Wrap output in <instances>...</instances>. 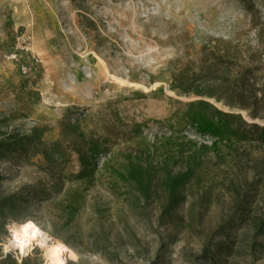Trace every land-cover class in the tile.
<instances>
[{
	"label": "rangeland",
	"instance_id": "374dc122",
	"mask_svg": "<svg viewBox=\"0 0 264 264\" xmlns=\"http://www.w3.org/2000/svg\"><path fill=\"white\" fill-rule=\"evenodd\" d=\"M254 11L264 16V0H0V110L11 114L3 128L47 126L44 138L54 140L63 121L79 120L107 147L87 188L105 206L112 238L107 251L89 250V241L70 245L79 257L70 264H264V237L252 225L264 211V140L203 151L172 214L163 212L162 190L145 197L104 167L108 158L107 166H121L147 146L160 161L177 156L181 146L190 152L211 143L183 121L186 101L197 95L171 89L172 72L199 58L212 36L239 39L242 48L249 42L264 57V26L251 23ZM44 164L42 154L0 156V196L71 184L54 183ZM65 166L80 168L77 153ZM174 168L186 163L180 159ZM111 188H130V200ZM49 216L54 209L32 197L15 216L0 219V252L19 255L9 229L29 217L44 228ZM90 220L87 211L79 217L83 229ZM220 243L228 250L218 253ZM206 246L214 253L204 260ZM28 254L31 264L49 260L44 246L22 249L21 256Z\"/></svg>",
	"mask_w": 264,
	"mask_h": 264
},
{
	"label": "trees",
	"instance_id": "16d2710c",
	"mask_svg": "<svg viewBox=\"0 0 264 264\" xmlns=\"http://www.w3.org/2000/svg\"><path fill=\"white\" fill-rule=\"evenodd\" d=\"M251 23L264 26V16L252 12ZM259 40L264 41L262 34ZM262 55L259 48L249 42L242 48L239 39L212 36L203 43L202 55L174 69L170 81L171 89L197 95L186 101L181 117L196 131L208 135L211 143L203 142L190 152H185L181 146L177 156L169 154L160 161L155 160V150L147 146L125 156L121 166H107L108 158L104 167L118 183L123 180L145 197L162 190L165 193L163 212L172 214L186 198L184 188L194 176L203 151L215 148L221 142L264 140ZM10 118V113L0 110V156L12 158L15 155L30 157L42 154L45 158L43 169L53 177V182L64 186L68 179L71 184L66 188H19L16 192L2 195L0 219L4 221L15 216L32 197L39 198L54 209L55 216H49L48 224L44 226L51 235L62 236L64 241L77 248L87 247L85 242L89 241V250L107 251L113 228L105 226L106 208L99 196L92 195V188H87L95 183L99 155L107 150L103 140L90 134L79 120L63 121L60 137L48 140L44 138L47 126L34 125L30 131L3 128L1 124L8 123ZM171 127L182 129L176 124ZM73 153L78 155L80 168L67 172L65 164ZM180 159L184 160L186 168L175 170L174 163ZM114 187L117 184L114 183ZM111 189L117 196L124 195L130 200V188ZM249 200L246 198V203L241 206L244 212L248 210ZM86 211L91 220L88 228L83 229L79 217ZM252 225L256 235L264 237V211L253 216ZM116 235L120 236L121 232ZM261 246L264 247V242ZM216 249L218 253L228 250L227 245L221 243ZM213 253L206 246L204 260ZM31 260L30 254L20 257L8 251L0 252V264H31Z\"/></svg>",
	"mask_w": 264,
	"mask_h": 264
},
{
	"label": "bare ground",
	"instance_id": "6f19581e",
	"mask_svg": "<svg viewBox=\"0 0 264 264\" xmlns=\"http://www.w3.org/2000/svg\"><path fill=\"white\" fill-rule=\"evenodd\" d=\"M31 221L34 223L39 229L40 232L43 233V236H37L35 239H32L29 244L25 245L23 248L19 247L16 243L15 245L20 249V254L19 256L21 257V251L23 249V252L26 253L28 246L29 247H45L46 248V253L47 256L49 257V260H47L44 264H53V261L55 259H62L66 261V264H70L71 259H70V254L74 253V249L64 240L62 239H57V240H52L51 239V234L42 228V226L38 223V221L33 218L29 217L23 221H21L18 225L13 226L17 230H20L21 225L25 224L26 222ZM50 237V239H48ZM47 241L46 243H42V241ZM63 245L64 249L67 250H57L60 248V246ZM69 261V262H68Z\"/></svg>",
	"mask_w": 264,
	"mask_h": 264
},
{
	"label": "clouds",
	"instance_id": "9594fccd",
	"mask_svg": "<svg viewBox=\"0 0 264 264\" xmlns=\"http://www.w3.org/2000/svg\"><path fill=\"white\" fill-rule=\"evenodd\" d=\"M10 232L13 233L15 238V243L23 248L25 245L29 244L32 239H35L37 236H43L44 234L40 232V229L31 221L26 222L21 225L20 230H17L15 227L9 229ZM50 239V237L48 238ZM47 241H42V243H46ZM59 250H67L64 249L63 245L60 246ZM70 259L72 261H78L79 257L75 253L70 254ZM53 264H66L65 260L55 259Z\"/></svg>",
	"mask_w": 264,
	"mask_h": 264
},
{
	"label": "built area",
	"instance_id": "2783aa9c",
	"mask_svg": "<svg viewBox=\"0 0 264 264\" xmlns=\"http://www.w3.org/2000/svg\"><path fill=\"white\" fill-rule=\"evenodd\" d=\"M23 68H24V70H25V71L27 70V67H26V65H23Z\"/></svg>",
	"mask_w": 264,
	"mask_h": 264
},
{
	"label": "water",
	"instance_id": "95a60500",
	"mask_svg": "<svg viewBox=\"0 0 264 264\" xmlns=\"http://www.w3.org/2000/svg\"><path fill=\"white\" fill-rule=\"evenodd\" d=\"M19 259H21V258H19Z\"/></svg>",
	"mask_w": 264,
	"mask_h": 264
}]
</instances>
